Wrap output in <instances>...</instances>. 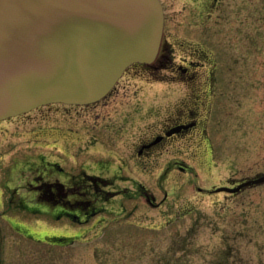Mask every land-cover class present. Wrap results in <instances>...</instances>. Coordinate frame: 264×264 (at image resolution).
Here are the masks:
<instances>
[{"label": "rangeland", "instance_id": "1", "mask_svg": "<svg viewBox=\"0 0 264 264\" xmlns=\"http://www.w3.org/2000/svg\"><path fill=\"white\" fill-rule=\"evenodd\" d=\"M159 1L165 43L172 36L201 45L207 36L202 49L213 65L217 30L204 27L203 35L198 27L189 33L186 1ZM236 3L227 9L239 8L236 23L253 29L261 45L264 0ZM141 70L127 71L112 87L115 97L96 107L54 103L0 120V264H264V185L212 192L234 187L244 174H232L233 112L226 107L212 114L209 141L137 157L135 143L160 126L171 86L166 79L146 80ZM155 91L156 101L151 100ZM134 105L141 115L129 112ZM151 105H162L158 117ZM127 113L133 120L125 124ZM50 162L70 175L85 170L109 176V189L118 193L98 204L94 215L74 210L82 221L62 210L57 216L59 208L41 207L38 192L29 191ZM183 165L190 168L179 169ZM137 183L153 203L136 190Z\"/></svg>", "mask_w": 264, "mask_h": 264}, {"label": "flooded vegetation", "instance_id": "2", "mask_svg": "<svg viewBox=\"0 0 264 264\" xmlns=\"http://www.w3.org/2000/svg\"><path fill=\"white\" fill-rule=\"evenodd\" d=\"M185 1L184 13L187 20L184 25L189 29V33L201 27L203 35H206L207 30L213 29L219 34L214 67L207 62L210 53L202 49L207 36H202L201 45H197L191 38L183 42L177 41L172 36L171 40L168 39L165 43L164 21L161 45L154 61L150 64L133 63L120 77L122 78L127 71L136 66L142 69L141 73L146 74V80L152 82L156 79H166L171 85L167 91L168 103L160 119V126L151 135L138 139L135 143V155L146 158L155 153H162L164 150H175V147L179 148L181 143L198 145L209 141L208 120L213 113L219 115L220 111L227 107L233 112L230 126L232 174L244 173L233 186L243 184L240 191L262 186L264 182L248 185L244 183L264 175V41L260 45V39H254L253 29H248L249 26L244 24L239 27L236 23L238 18L235 16L239 8L227 9L232 2L237 5L238 0ZM207 15L211 18L206 23ZM244 15L249 16V13ZM208 23L211 24L210 28L207 27ZM189 36L192 37V35ZM161 71H165V74L164 72L161 74ZM175 84L180 86L179 90L174 87ZM116 93L117 91L111 88L104 98L94 103L73 106L96 107L103 100L114 98ZM157 98L158 94L155 91L152 93L151 100L156 101ZM51 105L54 103L38 108ZM161 106L153 108L151 105L150 112L153 111L158 117ZM139 108V105H134L129 112L139 116L141 115ZM128 113L124 118L125 124L133 120ZM44 158L45 156L42 159ZM178 167L184 171L190 168L186 165ZM47 168L48 170L39 169L37 179L34 184H31L29 191L38 192L36 200L41 207L44 205L47 210L59 208V211L56 210L57 216L62 210L70 218L78 217V220L82 221L81 213H75L74 210L83 211L84 217L94 215L100 211L96 208L98 204L100 206L101 203L108 202L110 196L118 193L111 192L109 189L113 184L109 176L85 170H79L70 175L63 172L60 164L56 162H50ZM136 190L141 192L147 201L153 203L152 198L149 199L151 195L149 196L142 184L137 183ZM213 191L228 192L212 189ZM58 238L63 240V237L52 239L58 240Z\"/></svg>", "mask_w": 264, "mask_h": 264}, {"label": "water", "instance_id": "3", "mask_svg": "<svg viewBox=\"0 0 264 264\" xmlns=\"http://www.w3.org/2000/svg\"><path fill=\"white\" fill-rule=\"evenodd\" d=\"M163 25L159 0H0V120L104 98L128 66L154 61Z\"/></svg>", "mask_w": 264, "mask_h": 264}]
</instances>
